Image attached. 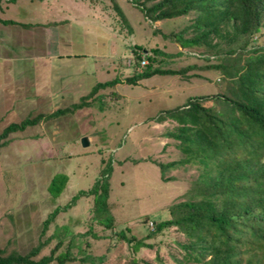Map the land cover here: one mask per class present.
Here are the masks:
<instances>
[{"label": "rangeland", "instance_id": "rangeland-1", "mask_svg": "<svg viewBox=\"0 0 264 264\" xmlns=\"http://www.w3.org/2000/svg\"><path fill=\"white\" fill-rule=\"evenodd\" d=\"M116 1L129 24L113 8L112 0L0 2V17L17 21L0 19V132L10 122L49 110L44 92H51L52 111L79 102L80 93H87L97 81L123 80L99 88L85 98L88 104L69 114L41 118L10 132L7 142L0 144V247L6 252L25 253L49 238L37 257L49 253L57 242L53 234L56 226L64 240L54 255L68 250L71 256L64 264H178V259H183L181 243L187 237L175 225L144 238L151 245L136 252L126 240L118 239L115 231L129 226L127 235L145 236L148 226L171 216L170 204L186 198L185 192L198 172L190 162L165 172L174 178L160 176L154 161L177 159L181 153L177 140L166 136L176 122L157 120V116L189 97L225 92L231 80L222 68L198 67L221 62L216 58L219 53H201L203 47L183 46L176 38L179 31L185 37L193 33L185 27L194 19V11L152 21L137 4L149 5L155 0ZM58 18L68 20L46 28L40 23ZM139 43L153 66H196L184 73L154 74L128 83L125 79L138 71L132 60ZM255 43L264 45V26L247 47ZM58 49L64 55L55 58ZM83 136L87 137L86 145L82 144ZM102 158L112 159L108 198L111 227L91 218L95 215L92 195H82L62 208L78 190L92 185L105 164ZM56 172L68 173V179L62 192L53 197L47 186ZM56 206L60 210L44 228V219ZM65 224L71 232L64 231ZM253 252L261 255L257 249L239 255L252 258ZM56 261L48 264H58Z\"/></svg>", "mask_w": 264, "mask_h": 264}, {"label": "trees", "instance_id": "trees-1", "mask_svg": "<svg viewBox=\"0 0 264 264\" xmlns=\"http://www.w3.org/2000/svg\"><path fill=\"white\" fill-rule=\"evenodd\" d=\"M10 1L14 0H3L6 5ZM112 1L118 15L129 24L120 4ZM2 7L0 3V9ZM137 7L152 21L181 17L194 11V19L185 27L191 28L193 33L185 37L179 31L175 34L176 38L183 46L203 47L201 53H219L216 58L221 62L198 67L222 68L231 82L225 92L189 97L181 105L165 109L157 116V120L170 118L176 122L171 129H167L166 136L177 140L176 147L181 153L177 159L154 161L159 165L160 176L174 178L173 175L165 176V172L190 162L196 165L198 172L185 192L186 198L169 205V218L155 221L154 226L152 223L145 236L127 235L129 226L115 231V236L126 240L136 252L143 246L151 245L144 238L175 225L187 237V241L181 243L183 259H178V264H264V250H259L264 247V162L260 159L264 153V46L256 43V46L247 47L252 34L264 26V0H155L149 5L141 1ZM66 21L58 18L40 23L44 27ZM136 47L141 51L134 50V64L138 63L145 50L141 43ZM153 51L161 52L158 48H153ZM222 51L225 55L220 56ZM207 55L206 58L209 57ZM146 56L152 59L150 55ZM193 66L196 65L175 69L148 63L125 80L134 83L154 74L184 73ZM121 81L119 77L97 81L86 94L80 96L79 102L60 105L52 111L51 92H44L49 110L41 111L32 118L25 117L20 122L8 123L0 132V144L7 142L5 138L10 132L22 130L41 118L69 114L75 108L88 104L85 98L92 97L99 88ZM104 162L92 185L78 190L62 208L75 203L82 195H92L96 217L91 218H98L111 227L113 215L108 198L112 159ZM67 179L68 173L56 172L48 183L47 191L53 197L58 196ZM59 210L60 206H56L47 215L44 228ZM67 227L68 224H65L64 231L71 232L72 229ZM58 231L55 226L53 234H56L57 242L49 253L40 257L37 254L49 238L38 241L25 253L16 250L6 252L0 247V264H48L53 259H57L58 264H64L71 256L68 250L54 255L55 248L64 240ZM252 249H257L261 255L258 256L257 252L252 253V258L239 255L251 253ZM144 264L152 263L144 261Z\"/></svg>", "mask_w": 264, "mask_h": 264}, {"label": "clouds", "instance_id": "clouds-1", "mask_svg": "<svg viewBox=\"0 0 264 264\" xmlns=\"http://www.w3.org/2000/svg\"><path fill=\"white\" fill-rule=\"evenodd\" d=\"M256 33V32H255ZM254 35V33L252 34V36ZM252 38V37H251ZM256 44V43H255ZM264 46V45H263ZM132 52V51H131ZM142 55H144L145 56V58L147 59V63L146 64H144V65H140V58L141 57H139V60H138V63L137 64H135L136 65V68L139 70L140 68H142V67H144L145 65H147L148 63H149V60H148V57L146 56V55H148V52L147 51H145L144 50V54H142ZM141 55V56H142ZM137 65H139V66H137ZM263 162H264V153H263V155L261 156V158H260ZM149 227V226H148ZM151 227V226H150Z\"/></svg>", "mask_w": 264, "mask_h": 264}, {"label": "crops", "instance_id": "crops-1", "mask_svg": "<svg viewBox=\"0 0 264 264\" xmlns=\"http://www.w3.org/2000/svg\"><path fill=\"white\" fill-rule=\"evenodd\" d=\"M56 11H58V7L56 8ZM68 20V19H67ZM67 22V21H66ZM60 24L56 25V26H59ZM44 28H46V26H44ZM60 54H62V56L64 55V53L62 52V50H59L58 51L56 50L55 52V58H59L58 56H60ZM53 56V57H54ZM88 92V91H87ZM84 94H86V92H83ZM83 93H80L81 95H84Z\"/></svg>", "mask_w": 264, "mask_h": 264}, {"label": "built area", "instance_id": "built-area-1", "mask_svg": "<svg viewBox=\"0 0 264 264\" xmlns=\"http://www.w3.org/2000/svg\"><path fill=\"white\" fill-rule=\"evenodd\" d=\"M146 63H147V59L145 58L144 55H142L141 58H140V65L142 66V65H144Z\"/></svg>", "mask_w": 264, "mask_h": 264}, {"label": "water", "instance_id": "water-1", "mask_svg": "<svg viewBox=\"0 0 264 264\" xmlns=\"http://www.w3.org/2000/svg\"><path fill=\"white\" fill-rule=\"evenodd\" d=\"M88 143L87 137L83 136L82 137V144L86 145Z\"/></svg>", "mask_w": 264, "mask_h": 264}]
</instances>
